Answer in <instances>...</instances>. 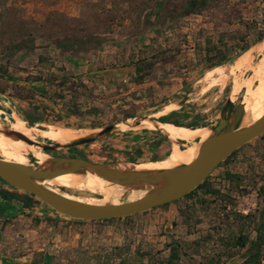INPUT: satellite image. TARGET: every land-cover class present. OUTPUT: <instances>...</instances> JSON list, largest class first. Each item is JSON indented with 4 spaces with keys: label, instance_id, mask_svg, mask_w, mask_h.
Wrapping results in <instances>:
<instances>
[{
    "label": "rangeland",
    "instance_id": "obj_1",
    "mask_svg": "<svg viewBox=\"0 0 264 264\" xmlns=\"http://www.w3.org/2000/svg\"><path fill=\"white\" fill-rule=\"evenodd\" d=\"M186 1L163 0V4L156 7L155 0H76V16H71L62 9L60 2L0 0V64L6 62L11 48L22 40L31 39L11 56L9 70L13 74L17 72L24 76L25 72L38 71L44 75L50 72L60 74L66 63L70 66L69 52L65 54L67 56H61L53 37L77 34L82 38L86 35L102 38L97 48L90 49V44L85 45L86 51L80 53L82 58L78 59L80 75L88 70H94L96 74L82 78L84 89H76V93L62 92L65 101L72 96L78 104V112L66 116L64 124L54 123L52 119L57 118L56 113L46 108L45 114L30 125L27 115L35 116V111L27 103L20 102L14 107L10 103L0 105V122L11 125L13 111L28 127L36 129L48 125L68 127V124L76 126L70 128L91 129L128 116L160 117L172 111V117L182 124H213L231 88L234 94L240 87H245L252 73V67H245L250 66L256 48L242 52L235 43L251 46L264 35V0H210L203 9L185 15L181 8ZM208 39L228 41L235 45L236 51L231 49L232 53L223 63L210 67L204 49ZM258 50L262 52L257 56L259 60L254 71L264 54V45ZM244 53L251 54L252 59ZM136 54H143L155 62L141 82L134 81V67L128 65L130 56ZM39 56L43 59L39 60ZM231 64L238 67L218 78L219 72L214 68H226ZM212 78L218 79L212 83ZM12 83L29 89L28 84L20 80L0 78V86ZM244 90L242 88L233 97L234 104L241 101ZM29 92L38 103L43 101L37 92L34 95ZM184 96L186 99L181 104ZM57 102L63 104L62 100ZM140 132L123 133L50 154L80 156L97 162L109 161L111 157L141 162L166 155L162 160H169L173 145L171 147L160 132L150 133L147 129ZM34 136L52 142L40 136L37 130ZM139 148H142V154L136 151ZM210 174L208 186L219 190L215 196L203 195L200 189L192 197L139 212L130 218L103 219L69 228L70 224L63 225L57 246L49 247L52 255L47 257V264H117L120 258L134 264H158L167 259L170 246L175 242L181 245L175 264H198L220 248L221 236L241 230L253 238L252 225L234 215L257 214L262 207L264 136L239 147ZM53 187L85 199H105L99 190L90 192L82 187L66 188L59 184ZM200 197L204 198L203 203L199 202ZM46 220V226L50 225L51 219ZM36 225L33 219L21 221L16 228L18 232L10 234L15 244L9 242L18 245L15 251L19 254L34 251L32 262H40L46 249L39 245L45 235L34 231ZM68 235L71 243L61 245L62 241H67ZM41 247L43 249H38ZM235 252L223 264H240L244 249Z\"/></svg>",
    "mask_w": 264,
    "mask_h": 264
},
{
    "label": "water",
    "instance_id": "obj_2",
    "mask_svg": "<svg viewBox=\"0 0 264 264\" xmlns=\"http://www.w3.org/2000/svg\"><path fill=\"white\" fill-rule=\"evenodd\" d=\"M263 39L264 35L244 50L256 48L250 66L245 67H252V73L259 60L257 56L262 52L258 49L261 47ZM254 61L255 65L252 66ZM0 78L6 79L1 73ZM7 79L13 80L12 78ZM255 81H253V84ZM242 88L246 90L242 86L234 94H232L231 88V93L222 105L217 120L206 126L210 130L209 135L203 140L198 139L196 141L198 147L195 156L187 163H179L166 168L137 167L140 163L149 161L139 162L124 159L97 162L80 156L50 154V152L56 153L64 149L103 141L119 134L141 129L158 131L170 142L171 147L175 143L179 147L185 148L188 144L181 140L170 139L158 127L157 124L164 121L159 120L157 116H128L101 127L91 129L75 128L81 130L82 135L67 142L53 140L52 142H46L36 138L31 139L12 129L10 125L0 122L1 134L27 144H34L47 155L41 163H38L32 154L27 155V163L7 160L0 155V180L20 192L33 194L58 214L75 220L122 218L170 203L198 186L234 150L264 133V114L248 124H242L245 105L242 99L237 104H234L233 99ZM185 99L186 96L180 103L182 104ZM147 122H151L155 126L148 128ZM163 158L150 161H159ZM66 173L80 176L90 173L108 181L111 185L120 186L125 190L116 201L112 199L102 201L101 199L88 202L68 197L49 188V181L52 178ZM133 191L141 194L129 199L128 196Z\"/></svg>",
    "mask_w": 264,
    "mask_h": 264
},
{
    "label": "trees",
    "instance_id": "obj_3",
    "mask_svg": "<svg viewBox=\"0 0 264 264\" xmlns=\"http://www.w3.org/2000/svg\"><path fill=\"white\" fill-rule=\"evenodd\" d=\"M210 0H187L181 8L182 14H190L196 11H199L206 7ZM163 4V0H155L154 5L156 7H160ZM59 15L65 16L62 13ZM260 36V35H259ZM258 36V37H259ZM85 38L78 36L77 34H72L68 36L62 37H53L55 48L58 49L61 56H64L67 52L70 54V60L78 61L81 59L80 56L82 52L86 51L85 45L90 44L89 48H97L102 43V38L95 35H86ZM241 41V38H237ZM31 42L30 38L26 40H22L20 43L16 44L13 48H11L8 52L7 60L5 63L0 64V73L4 75V77L12 78L13 80H20L23 81L29 89L20 88L15 83L10 84L9 86H0V93H7L8 96L18 99L20 101H25L29 107H31L35 113L33 115H27V122L28 124L32 125L35 119H40L42 114H45L46 108H50L52 111L56 113L55 119H52L56 124H64V119L68 116H72L78 112V104L75 102L74 98L70 96L69 99L65 101V95L62 92H72L76 93V89H84L85 84L82 78L86 75L87 78H90L92 75L96 73L94 70H88L84 75H74L73 73H67L63 75L55 74L50 72L49 74L44 75L43 72L38 71L36 73L32 72H25L24 76L15 72L14 74L11 73L9 70L10 63H11V56L20 50L22 45H27ZM235 45H239V51H244L249 47V44H240L236 42ZM235 45L229 44L228 41L224 40H216L211 41L210 39L206 40L204 49L206 54L208 55L209 66L213 67L223 63L229 56L230 50L234 49L235 52ZM31 48L32 46H25ZM156 56V54H154ZM67 56V55H65ZM68 58V57H67ZM39 60L43 59V57L39 56ZM213 59H217L212 61ZM155 62L145 58L143 54H136L131 55L129 58L128 65L134 67V81L141 82L145 78L151 69L153 68ZM61 71H65L63 68ZM99 71V70H98ZM94 79V78H93ZM34 82L33 85L30 86L29 83ZM26 87V86H25ZM26 87V88H27ZM67 87V88H66ZM63 89V90H62ZM24 90H28L23 92ZM29 90L33 93H38L40 97L43 98V101L37 102L30 94ZM62 93V94H61ZM71 94V93H70ZM72 95V94H71ZM57 100H62L63 104H58ZM65 101V102H64ZM42 103V104H41ZM174 112H170L167 115L159 117V120L164 122H170L175 125H185L188 127H199L205 124H199L198 122H194L192 124H182L177 119L172 117ZM39 115V116H36ZM67 116V117H66ZM68 127H76L71 124L66 125ZM264 133L259 136L263 137ZM249 144V142L247 143ZM238 149L234 150L230 155H228L222 162L218 164L221 165L223 162L227 161L232 155L236 153ZM138 154H142V148L136 150ZM130 153V152H128ZM85 158V157H84ZM117 160L115 157L109 158V161ZM211 174H209L198 186L192 189L190 192L182 196L181 198L174 200L170 203L177 202L184 198H189L195 195L197 190L201 189V193L203 195L210 194V195H217L219 190L208 186V178ZM239 178V176H238ZM0 198L6 200L9 203L19 202L21 204L22 209H33L37 204L42 203L36 196L30 193L19 192L17 189L13 187L7 186L4 182L0 181ZM262 189V187L260 188ZM103 192L107 196H112L108 190L103 189ZM262 196V207L257 210V214L251 213L244 216L235 214L234 217L242 218L244 223H250L252 225L253 230L255 231V235L253 238H250L247 233L242 232L241 230L235 234H228L226 236H221L220 240V248L214 250V252L210 256H206L203 258V261L198 264H223L226 259L232 258L236 252V249H244V254L242 255V260L240 264H264V192L261 193ZM199 202L203 203L204 198L200 197ZM169 203H165L162 205H166ZM160 205V206H162ZM154 208V207H153ZM147 211V210H146ZM144 212V211H142ZM140 212V213H142ZM139 213L122 217V218H109V219H125L133 217ZM103 219L97 220H81L85 222H93V221H100ZM180 243L175 242L173 245L170 246V251L168 254L167 259L164 262H159L158 264H175L176 261L179 259L178 250L180 249ZM48 258L46 256H42L40 262H33V264H47ZM117 264H134L132 262L127 261L124 258H120Z\"/></svg>",
    "mask_w": 264,
    "mask_h": 264
},
{
    "label": "bare ground",
    "instance_id": "obj_4",
    "mask_svg": "<svg viewBox=\"0 0 264 264\" xmlns=\"http://www.w3.org/2000/svg\"><path fill=\"white\" fill-rule=\"evenodd\" d=\"M261 45H264V39ZM244 55L250 56L251 54L249 55L247 53H244ZM237 67H238L237 64H231L229 67H226V68L219 69V67H215L214 69H216L215 71L219 72L218 78H222L226 76L227 74H229L230 72H232L233 69ZM218 78H215V79L212 78L210 81L213 83ZM254 80L257 81L255 85H253ZM216 83L217 82H215V84ZM245 88L246 90L242 98V102L245 105V108H244L245 113L243 116L242 124H248L258 119L260 116L264 114V54L262 58L260 59L256 70L249 77ZM4 104H5V101L2 100V98L0 97V105H4ZM0 112H2V110H0ZM12 118H13V121L11 122V125H10L11 128L23 133L24 135H26L27 137L31 139L35 138L34 133L36 132V130L40 134V136L44 138H48L53 141H60V142H67L69 140H72L82 135L81 130L75 129V128H65V127H60V126H55V125H48L46 128L36 129L35 127H28L26 123L15 114H12ZM146 124L148 128H153L155 126L151 122H147ZM157 125L170 139L186 140L185 143L188 145L185 148H181L179 147V145L174 143L172 151H171V157L169 158V160L142 162L139 165H137L138 168H151V169L166 168V167H170V166H173L179 163H187L196 154L197 147H198V143L196 141L198 139L203 140L210 133L209 128L206 126L188 127V126H183V125H172L170 122H159ZM28 154H32L37 159L38 163H40V161H43L47 157V155L41 151L40 147L34 144H27L21 140L12 139L0 133V155L3 158L7 160H12L15 162L27 163ZM57 184L63 187H66V188L82 187L84 189L89 190L90 192L99 190L100 193L105 198V199H102V201L109 200V199L116 201L118 200V196L116 195H121L122 192L125 190L124 188L120 186L111 185L108 181L96 175L90 174V173H87L84 176L76 175L73 173H66V174L58 175L49 181L50 189L56 192L62 193L68 197L77 198L79 200H84L88 202H92L95 199L93 200L88 199V198L85 199L76 194L62 191L58 188L53 187V185H57ZM103 189L110 191L111 193H113V195L111 197L107 196L103 192ZM140 194H141L140 192L133 191L132 193L129 194L128 197L129 199H133L139 196ZM96 200L98 201L99 199H96Z\"/></svg>",
    "mask_w": 264,
    "mask_h": 264
},
{
    "label": "crops",
    "instance_id": "obj_5",
    "mask_svg": "<svg viewBox=\"0 0 264 264\" xmlns=\"http://www.w3.org/2000/svg\"><path fill=\"white\" fill-rule=\"evenodd\" d=\"M49 1L60 2L61 4H63L62 9L66 10L68 15L76 16V6H74V2H76V0H49ZM72 61L73 60L71 59L68 62L70 66H67V63L65 62L66 63L65 71H62L59 75H63L67 73H73L74 75L77 76L80 75L78 72V69L81 65L80 61H73V62ZM29 84L31 86L34 84V82ZM0 96L3 97L2 100L7 99V102L5 101V104L8 105V103H10L11 105H13V107L16 106L17 103L19 102L26 103L25 101H20L18 99L8 96L6 92L0 93ZM12 114H14L13 111L11 112V115ZM151 131L152 130H149L150 133H152ZM132 133L140 134L141 132L140 130H138ZM30 219H33V221L37 223L34 231L40 232L41 235H45V240L42 239L43 242L42 243L40 242L39 245L42 244V246L46 248L44 251V256L46 257L52 255V252L49 250V247L51 246L53 248L54 246H57V243L61 238L60 231L63 228V225L70 224L69 226H67V228H69L70 226L76 227L79 226L80 223H85V221L66 218L65 216H62L61 214H58L57 212L52 210L49 206H47L43 202L37 204L35 208L28 210V209H22L21 204L19 202L9 203L6 200L0 198V264H33L32 260L35 252L31 250L26 255L24 253L23 254L17 253L15 250L18 249V245H14L15 241L11 240L12 236H10L12 232L15 233L18 232L17 225L21 221L24 220L26 221ZM46 219H51V221H49L50 225L48 226H46V221H47ZM86 223H90V222H86ZM28 231H33V229H28ZM93 233L95 234V232ZM69 236L70 235H68L67 241L61 242V245L64 244L69 245L71 243V239ZM53 240L55 242L50 243ZM74 240L75 239H73V241ZM10 241L11 242L14 241V244L13 245L9 244ZM26 244L28 245L29 243ZM38 249H43V248L41 247Z\"/></svg>",
    "mask_w": 264,
    "mask_h": 264
}]
</instances>
